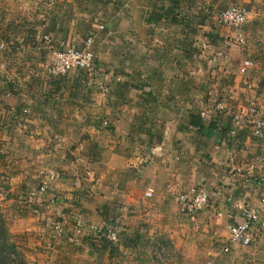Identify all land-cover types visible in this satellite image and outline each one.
<instances>
[{
	"label": "crops",
	"instance_id": "0c3cea01",
	"mask_svg": "<svg viewBox=\"0 0 264 264\" xmlns=\"http://www.w3.org/2000/svg\"><path fill=\"white\" fill-rule=\"evenodd\" d=\"M221 1L11 0L0 9V37L13 60H25L9 65L10 72L35 76L27 88L3 86L0 94V205L26 264H205L240 220L242 195L258 203L259 192L227 170L231 162L247 164L258 146L233 156L216 125L197 116L216 72L210 59L194 58L202 42L211 53H228L226 70L216 72L228 91L238 87L244 56L264 57L260 29L251 30L250 49L228 42L229 30L215 15ZM260 1L244 2L247 25L264 21ZM90 37L91 70L39 82L52 51ZM229 75L233 82H226ZM262 75L256 63L259 97ZM22 108L30 112L24 132L6 125ZM47 170L60 178L40 200L30 199ZM196 185L209 190L212 203L191 218L175 198ZM148 188L155 190L151 198ZM57 212L66 229L80 220L109 221L124 232L116 243L53 240L49 226ZM228 256L232 264H264V238L249 247L235 244Z\"/></svg>",
	"mask_w": 264,
	"mask_h": 264
},
{
	"label": "built area",
	"instance_id": "2783aa9c",
	"mask_svg": "<svg viewBox=\"0 0 264 264\" xmlns=\"http://www.w3.org/2000/svg\"><path fill=\"white\" fill-rule=\"evenodd\" d=\"M115 3H124L126 0H112ZM245 1L239 0L237 4L221 11L216 20L221 27L229 30L228 42L244 47L247 43L244 28L248 22V10ZM124 4L123 6H125ZM103 29V27H101ZM94 37L88 38L81 46L72 45L66 49L54 50L47 61L45 68L49 76L61 78L78 70H91L94 67V54L91 47ZM4 42L0 43V50L6 48ZM209 43L202 42L199 50H209ZM203 53H196L195 58H200ZM228 53L225 49L213 52L210 61L216 72L225 71L228 61ZM256 70L255 61L245 58L236 70L239 77L238 87L234 90L221 85L217 73L208 81L207 96L198 102L200 117L203 120L216 122L218 132L221 134L225 150L233 156L238 153H248L256 144L261 148V154L253 157L245 165H237L231 162L227 166L228 173L233 177H242L248 187L257 190L260 194L258 203H253L246 194L242 195L239 210L240 220L229 226L230 237L221 250V255H230L232 246L237 244L243 247L258 245L264 238V97L256 93L255 82L252 73ZM29 110H23L22 115H28ZM247 131L248 135L243 140L241 136ZM44 181L39 187L30 191V199L40 200V196L48 192L49 185L55 184L60 178L59 172L47 170L43 173ZM155 190L148 188L145 196L153 197ZM179 211L182 215L195 217L200 211L211 206V194L203 185H196L187 192L176 196ZM232 201V199H229ZM51 204L55 200H51ZM42 201L38 202L41 205ZM39 214V208L34 209ZM67 220L62 212H57L56 218L50 223V237L53 240L69 238L71 242L80 244L88 238L96 242L107 241L116 243L124 228L114 225L112 222L91 223L76 221L69 229H66ZM218 255V256H219ZM119 264H129L122 260ZM205 264H215V258Z\"/></svg>",
	"mask_w": 264,
	"mask_h": 264
},
{
	"label": "rangeland",
	"instance_id": "374dc122",
	"mask_svg": "<svg viewBox=\"0 0 264 264\" xmlns=\"http://www.w3.org/2000/svg\"><path fill=\"white\" fill-rule=\"evenodd\" d=\"M237 2H239V0H222L221 2H218V7L215 9V11H216V14H215L216 15V18H217L218 14L221 11H223V10L231 7L232 5L237 4ZM260 2L261 3H264V0H261ZM10 4H11V0H0V9H2V8H9L10 7ZM246 6L248 7V4H246ZM6 13H7V15H6ZM261 13L264 16V12H261ZM10 14H11L10 11H4V18L10 19L11 18ZM259 29H260L261 33L264 34V21L261 22V26H257L255 24L254 25H251L250 24V25H246L245 26L244 33H245L246 39H247V43L244 46L245 48L248 47V49H250L251 48L250 47L251 45H255V40H254L255 38L252 36L251 30L253 32V31L259 30ZM4 41H5L4 37H0V43H2ZM4 43H6V42H4ZM8 47H10V45ZM244 47H242V48H244ZM9 52H10V50H8L7 48H3L2 50H0V94H1V90H2L3 86H5V88L6 89H9L11 92H18V91H14V90H19L20 89L19 88L20 85H22V87L27 88L30 84H34L35 76H33L31 74H23V75L22 74H18V73H16L17 71L15 72L16 74L10 72V70L8 68L9 65L10 66L13 65V68H15L14 65H16L18 63L21 64V62L22 61H25V60L22 59L20 62L19 61H16V60H13L11 58L12 54H10ZM249 56H251L250 53H249ZM243 58L245 59L246 56H244ZM252 58H249V59L252 60ZM253 60L257 64H259L261 73L263 74L262 75V81H260L259 84L263 87L262 89H264V57L262 59H255L254 58ZM6 63H7V66H6ZM238 66H239V64H238ZM44 75H45V77H43V79H42V76L36 77V78H39L40 79L39 82H42L43 83L44 80L46 81V78H54V77L48 75L45 67H44ZM231 75H229V77L226 80V82H229V81L230 82L231 81L233 82V80H231L232 79V76ZM37 84H39V83H37ZM25 108H22V110L20 111L21 114L20 113H17L16 110H15L16 113H15V111H13V117L14 118H17L18 124H17V121L16 120H13L12 119L11 121H14L13 123H11L12 125L9 124L10 122L8 124H6V125H9L10 127L11 126L20 127L23 130V132H24L25 129L27 128V126H26L27 121H25V119L29 120V118H25V117H28L29 114L28 115H25V116L22 115V112H23V110H25ZM26 110H28V108ZM21 118H22V120H21ZM0 130H1V128H0ZM258 154H261V148H258L257 151H256V153L253 156H251L249 158V160L251 161L253 159V157L256 156V155H258ZM0 207H1V205H0ZM3 216L5 217L4 213H3ZM5 220H6V223H7V226H8L9 224L7 222V219L5 218ZM8 229H9V226H8ZM11 242H12V239H11ZM13 244H15V243H13ZM220 250H221V248H220ZM220 250H218L215 253V255L213 256V258H215V264H232L231 259H230V257L228 255H221V256L219 255L220 254ZM160 255H161V258H162L163 257V254L160 253ZM10 258L13 261H21V260L24 259L21 252H20V254L18 253V255H11ZM213 258H211L210 260L206 261V263L209 262V261H211Z\"/></svg>",
	"mask_w": 264,
	"mask_h": 264
},
{
	"label": "trees",
	"instance_id": "16d2710c",
	"mask_svg": "<svg viewBox=\"0 0 264 264\" xmlns=\"http://www.w3.org/2000/svg\"><path fill=\"white\" fill-rule=\"evenodd\" d=\"M209 47H210V44H209ZM218 50H220V49H218ZM196 53H199V54L203 53L200 58H196L198 60L199 59L209 60L213 54V53H211L210 48L208 51H204V52L197 49V51L194 53V57H195ZM207 53H208V55H207ZM197 109H198V115L197 116L203 121V119L200 117L199 107ZM210 121L213 123V125H216L215 121H213V120H210ZM193 126H195L196 129H200V130L203 129L201 121L194 122V120H193ZM8 230L9 229H8L5 217L3 216V212H2V209L0 207V264H26L24 259L21 261L11 260V258H10L11 255H18V253L20 254V252L18 251L16 245L11 242V236H10V233Z\"/></svg>",
	"mask_w": 264,
	"mask_h": 264
}]
</instances>
